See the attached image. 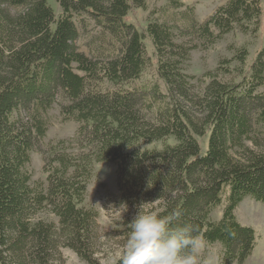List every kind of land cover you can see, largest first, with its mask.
Returning <instances> with one entry per match:
<instances>
[{
	"label": "trees",
	"instance_id": "obj_1",
	"mask_svg": "<svg viewBox=\"0 0 264 264\" xmlns=\"http://www.w3.org/2000/svg\"><path fill=\"white\" fill-rule=\"evenodd\" d=\"M146 3L0 0V264H54L59 247L98 264V214L85 206L97 164L116 168L119 203L157 204L162 215L180 209L178 223L192 225L198 241L218 244L222 264H242L253 251L254 231L237 221L235 210L248 198L264 204V139L254 134L264 125V45L248 67L242 50L235 58L239 70L218 68L230 81L207 74L193 93L171 26L150 22L141 33L126 21ZM260 3L229 0L200 25L183 15L184 31L212 43L235 28L247 31L258 23ZM80 16L108 37L112 55L96 59L78 51L73 18ZM145 38L154 51L155 82L142 81ZM54 107L62 122L77 124L80 154L41 150L44 116ZM168 139L174 143L154 148ZM35 151L45 176L36 186L29 172ZM217 209L219 219L211 220ZM44 211L56 226L33 221Z\"/></svg>",
	"mask_w": 264,
	"mask_h": 264
},
{
	"label": "rangeland",
	"instance_id": "obj_2",
	"mask_svg": "<svg viewBox=\"0 0 264 264\" xmlns=\"http://www.w3.org/2000/svg\"><path fill=\"white\" fill-rule=\"evenodd\" d=\"M182 7L176 9L172 7L171 0H147L145 9H133L127 15L126 21L139 32H144L150 22L164 23L171 26L173 42L184 50V58L177 57L183 72L192 77L190 81L193 86V93L197 91V86L204 82L207 74H218L220 81H230L231 77L222 75L218 71L220 66L233 71L239 70V65L235 60L239 51L245 50L247 53L246 67L254 60L255 55L264 45V0H261V15L257 25L250 24L247 31L235 28L232 32L221 37L216 42H207L198 37L194 32L184 31L185 20L181 16L188 15L189 20H193L197 25L205 23L217 9L228 3L229 0H176ZM59 14V9L50 2ZM191 12V14H187ZM182 19V21H181ZM73 23L78 32V39L75 43L79 52L89 58L104 59L114 52L112 42L108 37L100 32V28L88 17H74ZM255 26V27H254ZM147 67L142 75V81L155 82V56L153 47L148 38L144 39ZM179 50H181L179 48ZM178 52V51H176ZM180 53V52H179ZM234 58V60H233ZM235 76V75H233ZM237 77V75H236ZM46 124V134L41 150H50L51 146H57L69 154L78 155L82 148L77 142V124L62 122L58 108L54 107L44 116ZM255 137L264 139V125L258 126L254 130ZM173 144L172 139L159 142L154 146L160 149L162 145ZM202 152L206 149V139H200ZM246 145L253 149L249 142ZM238 156V150L233 152ZM42 154L35 151L31 155L29 172L32 175V183L35 186L44 182ZM116 188V168L109 164H97L93 166L92 176L87 186L85 206L94 209L98 214V241L93 249L94 259L98 264H115L120 256L123 245L129 231V222L134 217L137 209L132 206L119 203L117 200ZM144 210H156L157 204L141 206ZM220 209L214 211L210 218L217 220L220 217ZM237 221L253 229L255 236V247L250 256L242 264H264V204L255 202L252 199H245L235 210ZM41 220L45 223H55L56 219L49 215V212L37 214L33 221ZM201 245V264H222L220 257V246L207 245L198 241ZM53 254L54 264H87L80 260L72 251L59 247ZM238 264V263H231Z\"/></svg>",
	"mask_w": 264,
	"mask_h": 264
},
{
	"label": "clouds",
	"instance_id": "obj_3",
	"mask_svg": "<svg viewBox=\"0 0 264 264\" xmlns=\"http://www.w3.org/2000/svg\"><path fill=\"white\" fill-rule=\"evenodd\" d=\"M180 209L168 215L138 206L117 264H201L194 227L178 223Z\"/></svg>",
	"mask_w": 264,
	"mask_h": 264
}]
</instances>
